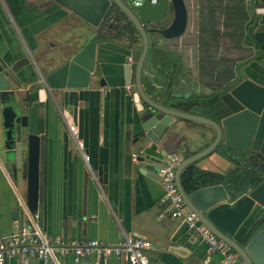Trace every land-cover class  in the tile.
<instances>
[{
  "label": "crops",
  "instance_id": "obj_1",
  "mask_svg": "<svg viewBox=\"0 0 264 264\" xmlns=\"http://www.w3.org/2000/svg\"><path fill=\"white\" fill-rule=\"evenodd\" d=\"M183 1L187 12L184 32L173 39L149 32V52L140 71L145 97L170 109H175L172 105L179 97L203 98L210 93L199 76L198 4L195 0ZM258 2L253 20L264 27V14L255 13L256 8L264 7V0ZM92 27L52 0H0V69L20 57L29 58L30 63L15 76L19 87L13 86V91L23 98L28 132L37 134L41 141L35 215L25 208V181L9 176L0 160V235L27 225L44 231L50 242L56 238L77 243L97 239L115 246L128 236L152 245L148 264H221L218 254L207 252L199 240L191 238L181 219L169 217L156 170L171 152H178L184 159L203 149L212 141L214 131L177 118L175 134L170 138L162 137L156 145L146 139L139 142L142 133L138 111L123 83L122 66L130 64L128 85H133L141 42L127 44L112 35L96 40L94 75L87 88L78 91L74 117L70 108H58L40 81V74L59 65L63 53L78 49L94 34ZM164 47L169 50L164 51ZM164 53L174 55L168 74H164L166 70L161 74L162 64L157 63L158 55ZM259 55L261 60H249L239 72L242 79L264 86V44L259 47ZM31 89L36 91V99L28 102ZM140 104L145 105L143 101ZM188 113L212 119L199 105L192 106ZM66 122L76 125L87 162L70 138ZM194 165L217 174L231 168L213 151ZM259 210L254 205L233 234L234 241H242ZM4 264L42 262L33 256L17 255L6 258ZM61 264L127 262L119 257L96 259L90 255L74 263L67 254Z\"/></svg>",
  "mask_w": 264,
  "mask_h": 264
},
{
  "label": "water",
  "instance_id": "obj_2",
  "mask_svg": "<svg viewBox=\"0 0 264 264\" xmlns=\"http://www.w3.org/2000/svg\"><path fill=\"white\" fill-rule=\"evenodd\" d=\"M52 1L93 27L99 25L112 4L132 23L141 39L140 53L134 62V84L128 85L130 64L122 66V77L126 90L136 103L142 133L139 142L146 139L156 145L160 138H170L175 134L174 122L177 118L212 128V141L200 151L182 159L176 167L175 186L188 209L202 225L232 248L238 262L264 264V223L252 231L255 221L264 212V177L258 185L234 199L220 183L197 187L190 192H185L180 185L181 170L213 151L220 143L234 150L256 152L264 157V86L249 78L228 86L219 94L228 114L218 120L161 106L145 97L140 85V71L147 53L149 32H155L163 39H173L184 32L187 12L183 0H155V3L140 0L137 5L131 0ZM255 13L264 14V7L256 8ZM167 18L169 20L164 27H146ZM95 46L96 35L91 34L78 49L63 53L62 60L53 70L39 77L58 108H70L73 117L78 106V91L87 88L91 75H94ZM29 63V58L24 56L0 69V160L9 176L13 179L19 176L25 181V208L30 215H35L41 141L37 134L28 132L25 111L15 104L13 91V86L19 87L16 74ZM140 101L145 105L142 106ZM254 205L261 210L242 241L237 243L232 236Z\"/></svg>",
  "mask_w": 264,
  "mask_h": 264
},
{
  "label": "trees",
  "instance_id": "obj_3",
  "mask_svg": "<svg viewBox=\"0 0 264 264\" xmlns=\"http://www.w3.org/2000/svg\"><path fill=\"white\" fill-rule=\"evenodd\" d=\"M195 1L198 4L199 76L202 85L210 93L203 98L179 97L172 106L176 110L189 112L192 106L199 105L206 110L208 117L218 120L228 114L226 107L219 99V94L242 79L237 67L249 60H261L259 47L264 44V27L256 25L253 20V8L259 6L258 0ZM114 12H117L115 17L117 25L110 29L117 35L125 36L128 40L127 44L133 43L134 40L141 42L132 23L115 4L109 7L97 26L94 33L96 40L104 38L100 31L106 24L108 25ZM222 51H227L232 56H222ZM242 51L247 54L234 58L241 56ZM35 99L36 91L31 89L28 102ZM213 152L222 156L231 168L223 174H217L198 169L194 165L196 161L189 163L180 172V185L185 192L220 183L234 199L258 185L263 179L264 157L260 154L234 150L221 143L213 149ZM263 223L264 212L255 221L252 231L261 227Z\"/></svg>",
  "mask_w": 264,
  "mask_h": 264
},
{
  "label": "built area",
  "instance_id": "obj_4",
  "mask_svg": "<svg viewBox=\"0 0 264 264\" xmlns=\"http://www.w3.org/2000/svg\"><path fill=\"white\" fill-rule=\"evenodd\" d=\"M131 1L134 5L140 2V0ZM149 1L155 3V0ZM66 129L83 161L87 162L88 156L84 152V144L76 125L66 122ZM181 160L182 156L178 152H171L157 167V176L169 217L181 219L191 238L199 240L207 252L218 254L221 264H239L238 256L232 248L202 225L184 204L174 183V171ZM152 250L153 247L148 241L128 236L115 246L107 245L97 239L77 243L73 240L56 238L50 242L44 231L36 226L27 225L8 235H0V264H4L6 258L17 255L36 257L42 264H61L62 257L67 254L71 255L74 263L80 258L92 255L96 259L119 257L127 264H148L147 253Z\"/></svg>",
  "mask_w": 264,
  "mask_h": 264
},
{
  "label": "rangeland",
  "instance_id": "obj_5",
  "mask_svg": "<svg viewBox=\"0 0 264 264\" xmlns=\"http://www.w3.org/2000/svg\"><path fill=\"white\" fill-rule=\"evenodd\" d=\"M110 23H111V20H110ZM107 25V24H106ZM105 25V27H103L102 29H101V31H100V33L101 34H103V35H112V36H115V37H119V38H122V39H124V41L125 42H128V40H127V38L125 37V36H121L120 34H116L115 32H114V30H112V29H108L107 28V26ZM113 25L115 26V25H117V22H116V24L115 23H113ZM97 28V27H96ZM96 28H94V27H92V28H90V31H92L93 33H95L96 32ZM165 48V50L164 51H167V50H169V48H167V47H164ZM235 54H237V53H235ZM243 54H244V56L247 54L245 51H242V55L241 56H238V57H234V58H240V57H242L243 56ZM222 56H232L231 55V53H229V52H227V51H222V54H221ZM157 57V56H156ZM173 57H174V55L173 54H171V53H164V55L163 56H160V55H158V57H157V60H158V62L157 63H161L162 64V69H161V71H160V73L162 74V73H164V71L166 70V72L164 73V74H168L169 72H170V69H172L173 68ZM255 61V60H254ZM242 65H239L238 67H237V70H238V72H239V69H240V67H241ZM239 74H240V76H241V73L239 72ZM160 75V74H159ZM22 97V96H21Z\"/></svg>",
  "mask_w": 264,
  "mask_h": 264
},
{
  "label": "flooded vegetation",
  "instance_id": "obj_6",
  "mask_svg": "<svg viewBox=\"0 0 264 264\" xmlns=\"http://www.w3.org/2000/svg\"><path fill=\"white\" fill-rule=\"evenodd\" d=\"M110 7H112V5ZM116 16H117V12H114L113 17L110 19L111 23H110V21L108 22V25H107L108 29H110L112 26H114L113 23L116 24V19H115ZM168 20L169 19L167 18L166 20H163V21L158 22V23L148 24V25H146V27H164L168 23ZM94 28H96V27H94ZM14 99H15V104L21 106L23 108V110L25 111V105H24V102L22 100L23 98H18L14 94Z\"/></svg>",
  "mask_w": 264,
  "mask_h": 264
}]
</instances>
